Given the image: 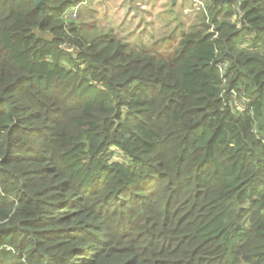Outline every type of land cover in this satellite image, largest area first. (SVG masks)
Listing matches in <instances>:
<instances>
[{"label": "trees", "instance_id": "obj_1", "mask_svg": "<svg viewBox=\"0 0 264 264\" xmlns=\"http://www.w3.org/2000/svg\"><path fill=\"white\" fill-rule=\"evenodd\" d=\"M40 1L0 0V264H264V0L128 55Z\"/></svg>", "mask_w": 264, "mask_h": 264}, {"label": "rangeland", "instance_id": "obj_2", "mask_svg": "<svg viewBox=\"0 0 264 264\" xmlns=\"http://www.w3.org/2000/svg\"><path fill=\"white\" fill-rule=\"evenodd\" d=\"M76 1L78 7L81 6L79 9H75L77 6L67 8L63 15L64 25L74 28L87 44L93 40L112 41L114 45L124 47L126 55L131 50L151 52L155 44L171 36L174 30H187L197 23L198 14L189 9L192 0ZM118 157L119 153L116 154Z\"/></svg>", "mask_w": 264, "mask_h": 264}, {"label": "built area", "instance_id": "obj_3", "mask_svg": "<svg viewBox=\"0 0 264 264\" xmlns=\"http://www.w3.org/2000/svg\"><path fill=\"white\" fill-rule=\"evenodd\" d=\"M206 1L207 0H192L191 2H190V5H189V9L195 14H197V13H199V11H201V10H204L205 9V3H206ZM78 3V2H77ZM75 4V5H72V7L73 6H77L78 7V4ZM81 6V5H80ZM80 6L77 8H75V9H79L80 8ZM72 7H70V8H72ZM184 12H186V11H184ZM186 14H189V13H187L186 12ZM222 67L221 68H224L225 67V65H221ZM220 68V67H219ZM220 70V72H222L221 71V69H219ZM243 96L245 95L244 94V90H242L241 92H240ZM237 95H238V93H236L235 91H229V98L231 99V101H232V107L234 106L236 109H238L239 111H243V110H245L246 108H245V104H243L238 98H237ZM233 103H234V105H233Z\"/></svg>", "mask_w": 264, "mask_h": 264}, {"label": "crops", "instance_id": "obj_4", "mask_svg": "<svg viewBox=\"0 0 264 264\" xmlns=\"http://www.w3.org/2000/svg\"><path fill=\"white\" fill-rule=\"evenodd\" d=\"M172 33L173 34L171 36H168L167 38H165V40L168 42V44L170 43V45H172V44L174 45L175 44V43H172L171 40L177 42V40L179 39V36H180V31L179 30H174ZM161 40H163V39H161Z\"/></svg>", "mask_w": 264, "mask_h": 264}, {"label": "water", "instance_id": "obj_5", "mask_svg": "<svg viewBox=\"0 0 264 264\" xmlns=\"http://www.w3.org/2000/svg\"><path fill=\"white\" fill-rule=\"evenodd\" d=\"M45 0H41L39 3V6H41L44 3Z\"/></svg>", "mask_w": 264, "mask_h": 264}]
</instances>
